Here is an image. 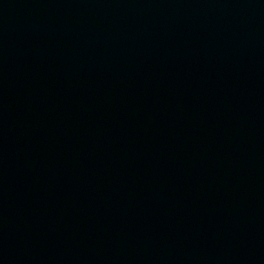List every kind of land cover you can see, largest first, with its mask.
<instances>
[{
    "label": "water",
    "instance_id": "95a60500",
    "mask_svg": "<svg viewBox=\"0 0 264 264\" xmlns=\"http://www.w3.org/2000/svg\"><path fill=\"white\" fill-rule=\"evenodd\" d=\"M0 264H264V0H0Z\"/></svg>",
    "mask_w": 264,
    "mask_h": 264
}]
</instances>
